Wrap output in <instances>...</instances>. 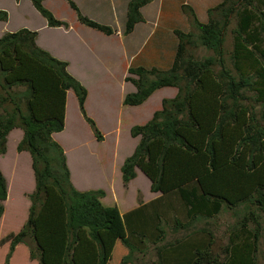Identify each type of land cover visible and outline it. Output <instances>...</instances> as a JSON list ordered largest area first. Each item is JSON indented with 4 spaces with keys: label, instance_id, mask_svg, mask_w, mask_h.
I'll return each mask as SVG.
<instances>
[{
    "label": "trees",
    "instance_id": "obj_1",
    "mask_svg": "<svg viewBox=\"0 0 264 264\" xmlns=\"http://www.w3.org/2000/svg\"><path fill=\"white\" fill-rule=\"evenodd\" d=\"M28 1L49 28L69 29L43 5L46 0ZM62 1L79 24L114 34L73 0ZM152 1H128L123 36L144 22L141 9ZM182 9L193 32L174 30L170 66L129 67L135 77L125 78L134 87L123 97L125 107L141 106L164 88L176 94L129 130L137 143L120 166L122 184L139 169L159 196L124 214L103 203V190L74 187L54 140L64 130L68 91L94 138L103 140L85 110L88 92L68 72L69 63L39 47L36 31L21 28L0 37V156L10 132L21 130L16 150L30 155L35 184L23 226L0 239V247L8 245L4 264L18 245L38 264H257L264 246V0H223L207 10L205 23L190 7ZM7 21L0 10V22ZM199 50L211 54L196 58ZM7 195L0 170V220ZM223 214L233 223L227 243L215 252V219Z\"/></svg>",
    "mask_w": 264,
    "mask_h": 264
},
{
    "label": "rangeland",
    "instance_id": "obj_2",
    "mask_svg": "<svg viewBox=\"0 0 264 264\" xmlns=\"http://www.w3.org/2000/svg\"><path fill=\"white\" fill-rule=\"evenodd\" d=\"M73 1L82 14L110 26L114 34L105 36L79 24L72 10L62 0H46L43 5L56 19L70 25L67 30L48 28L44 18L28 0L18 3L0 0V10L6 11L9 16L7 22H0V36L21 28L41 31L44 43L71 62V71L80 76L79 82L88 92L86 113L95 122L103 140L98 142L94 138L81 117L71 91L66 99L64 130L55 134L54 140L64 150L76 186H83L85 191L103 190L106 193L104 204L116 206L124 213L137 207L139 202H149L158 197V194L150 192L148 179L139 171L127 186L122 184L120 166L136 145V139L130 137L129 130L132 126L146 123L153 112L160 109L162 99L171 98L175 92L174 89L164 88L155 92L141 106H123V97L134 91V87L125 81L126 77H135L128 72V68L143 66L167 69L177 43L174 30L193 32L191 17L182 6L190 7L197 19L205 23L207 10L223 0H153L141 9L144 22L136 25L130 36L122 35L129 0ZM235 23L236 19L226 34V53L232 50L231 32ZM210 54L199 50L194 55L201 58ZM19 133V129L11 131L7 138L6 153L0 156V170L9 188L8 198L3 203L5 224L0 228V235L12 231L19 221L25 222L30 207L28 195L32 188V169L27 157L16 150ZM215 222L214 251L220 252L219 249L227 243V229L233 220L223 214ZM7 250L8 245L0 247V264H4ZM256 262L264 264V246H261ZM10 264L37 263L29 260L27 248L21 245L14 251Z\"/></svg>",
    "mask_w": 264,
    "mask_h": 264
},
{
    "label": "crops",
    "instance_id": "obj_3",
    "mask_svg": "<svg viewBox=\"0 0 264 264\" xmlns=\"http://www.w3.org/2000/svg\"><path fill=\"white\" fill-rule=\"evenodd\" d=\"M21 2V1H20ZM45 2V1H44ZM43 2V3H44ZM9 17V16H8ZM138 25V24H137ZM49 28V27H48ZM135 28H136V26H135ZM135 28H134V30H135ZM14 32V31H13ZM134 32V31H133ZM132 32V33H133ZM6 33V32H5ZM4 34V33H3ZM2 34V35H3ZM1 35V36H2ZM131 35V34H130ZM130 35H128V36H130ZM0 36V37H1ZM37 45L39 46V47H41V48H43V49H45L46 51H48L52 56H54L55 58H57V59H59V60H62V61H67L68 63H69V65H68V72L70 73V74H72L76 79H78L80 82H81V79H80V76L78 75V74H76V73H73L72 71H71V62L67 59V58H65V57H63L60 53H58V52H56L53 48H51L50 46H48V45H46L45 43H44V40H43V35H42V32L41 31H39L38 32V38H37ZM170 89H173V88H170ZM175 90V89H174ZM68 93H69V91L67 92V95H68ZM176 94V90H175V92H174V95ZM174 95L172 96V97H174ZM171 97V98H172ZM11 133V132H10ZM55 136V134L53 135V137ZM21 138H22V131H21V133H19V140H18V142L21 140ZM18 142H17V144H18ZM136 143H137V139H136ZM18 154H21V155H25L26 157H27V159L29 160V162H30V164H31V158H30V155L27 153V152H21V153H18ZM68 162V161H67ZM32 169V168H31ZM70 171H71V168H70ZM140 172V170L139 169H136V174H138L137 172ZM141 173V172H140ZM142 174V173H141ZM145 177V176H144ZM146 178V177H145ZM71 181H72V183H73V185H74V187L77 189V190H79V191H85L84 189H83V186H76V184L73 182V179H72V177H71ZM6 182H7V180H6ZM34 176H33V172H32V185H31V191L29 192V194L30 193H32V191L34 190ZM7 187H8V184H7ZM9 189V188H8ZM8 189H7V192H8ZM106 194V193H105ZM154 194H158V196H159V193H154ZM106 197V196H105ZM105 197H104V199H105ZM7 198H8V195H7ZM104 199H103V201H104ZM7 200V199H6ZM6 202V201H5ZM5 202H4V204H5ZM104 203V202H103ZM144 203H146V201H144ZM136 208V207H135ZM132 209H134V208H131L130 210H128V211H131ZM128 211H126V212H128ZM126 212H124V213H126ZM121 214H124L123 212H120ZM4 217H5V211H4V214H3V216H2V218H1V220H0V228H2V226H4V224H5V221H3L4 220ZM23 224H24V221H19V223H17L16 224V226H15V228H13L12 229V231L10 230V231H7L6 233H3V234H1L0 235V237H2L3 235L5 236V235H7V234H9V233H16V232H18L19 230H20V228L23 226ZM168 239H171V236L169 235L168 236ZM6 246V245H5ZM21 245H18V246H16V248H15V250L17 249V248H19ZM25 247V246H24ZM12 259V258H11ZM31 262H36V261H31ZM37 263V262H36ZM38 264V263H37Z\"/></svg>",
    "mask_w": 264,
    "mask_h": 264
}]
</instances>
